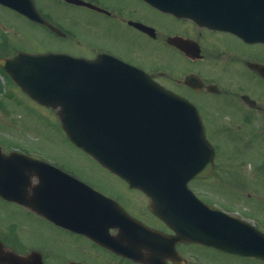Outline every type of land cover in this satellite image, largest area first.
Instances as JSON below:
<instances>
[{
    "label": "flooded vegetation",
    "instance_id": "af4514ba",
    "mask_svg": "<svg viewBox=\"0 0 264 264\" xmlns=\"http://www.w3.org/2000/svg\"><path fill=\"white\" fill-rule=\"evenodd\" d=\"M59 1H62L67 6L76 8L73 12L71 11L72 13L84 9V14H86V25H84V29L86 35H88L86 38H83L80 32L77 31L76 28H80L76 21L68 23H72L71 25L76 26V28L74 26L67 28L69 26L66 27L62 23V20L60 21L54 18L50 13H45L40 8L37 0H35V3L43 17L61 29V34L53 32L39 22L24 17L23 14H18L11 9H5L15 17H18L22 23L25 22L37 29L44 30L58 41L68 38L77 40V44H71L68 40H63L62 42L68 43L70 47L62 46L56 50L86 58H95L100 53H108L134 66L149 71L155 80L183 95L197 106L204 121L207 136H213L214 138L226 136L233 140V137L241 138L244 141L245 148H258L261 158L264 157V97H259V94L254 92L255 90L251 92L240 83L241 79H248L255 89L257 87L261 89L260 85L264 86V45L248 43L228 31L195 24L187 19L173 17L172 15L157 10L143 0H84L87 3L84 6L68 3L63 0ZM160 26L163 28H160ZM111 28L114 29L111 30ZM112 33H117V35H113ZM103 35L104 37L107 36L105 37L107 39L105 43L100 41ZM134 36L143 39L150 46L147 47L144 43L143 47L138 49L142 52L140 58L143 61L145 60V54L153 57V52L156 51L154 48L158 44L161 47L159 51H166L169 48L177 54L182 55L194 66L205 65L209 60L219 62L221 66L217 68L224 69V72L218 74V71L215 69V72L211 73L205 68L196 69L191 67L192 69H187L182 73L184 74L182 78H173L174 83L166 82V78L169 75L163 67L151 65L152 67L148 69V67L139 64L138 60L133 58L135 55L130 56L125 51L130 45L137 47L133 42L135 41ZM78 37H81V40ZM124 37H128L125 40L127 47H123V50H120L116 42L120 41L123 44ZM172 37H178L188 41L184 45L186 51L179 49L169 42ZM11 50H14V52H8L5 56H12L16 51L23 50V47L21 46ZM253 50L257 51L254 52ZM190 74H193L196 78H192L188 82L186 79ZM229 81L233 82V84L231 83L232 86L229 85ZM203 100H207L209 104L213 100L212 109H209V106L204 107ZM240 114L243 116V121L237 118ZM213 143L215 145L217 142ZM216 148L223 147L218 144ZM224 148L233 147L224 146ZM234 148H239V145ZM225 162L220 161V153L217 150L214 174L207 179L192 181L191 187L199 198L205 202L228 214L245 218L253 222L257 228L264 231V161L255 164L257 165L256 167H253L252 164L254 163L251 162L250 172L248 171L253 175L254 172L258 173V177L251 178L259 186V191L256 195L248 196L246 199V201H252V204L242 200L237 201L238 198L232 199L229 197L232 193L225 196V190L218 193L219 185L216 187L218 199L211 201L209 200L211 191H206L209 193L206 194V192L200 191L199 188L193 187L194 183H198V186H202L205 183H212L214 185L219 167L221 168L222 163ZM230 163L227 161V164ZM224 179L223 185L226 188L228 186L232 189L229 179ZM215 186L216 183L213 188ZM128 193L129 197H124L127 202H123V198L119 194L108 192L133 217L149 226L166 233H171L170 229L149 211L148 205L150 199L145 194L131 191H128ZM6 203L10 208L0 209V239L7 248L17 253L23 255L33 253L36 261L40 259L41 264V260L45 264H49L45 260L46 253L44 250L53 251L50 247L55 250L54 240L66 244L65 247L69 248L70 252L75 251V254L76 249L82 251L81 256L72 257L68 260V264H150L145 261H139L117 254L82 235L57 226L42 215L30 209L23 208V206L12 202ZM17 209H20L21 214H17ZM136 210L140 213L137 214ZM23 213L26 217L33 219L34 227L23 226V223H21V215L23 216ZM23 227L27 228L30 233H34L35 242L31 240L32 235L27 236L28 239H26L27 237H24L23 232L18 230ZM42 228H47L51 236H45ZM66 235L72 236L75 240L72 239L68 242L65 238L68 237ZM26 242H33L32 244L35 245L25 247L27 245ZM176 247L181 254L178 263L184 261V264H264V261L259 259L241 257L213 249L208 250V252L215 253L216 258L209 261L210 259L204 258L196 253V250L201 247L195 246L194 244L179 243ZM79 257H81L80 260L77 259ZM163 259L166 260V264H174L173 259L170 257H164Z\"/></svg>",
    "mask_w": 264,
    "mask_h": 264
},
{
    "label": "water",
    "instance_id": "95a60500",
    "mask_svg": "<svg viewBox=\"0 0 264 264\" xmlns=\"http://www.w3.org/2000/svg\"><path fill=\"white\" fill-rule=\"evenodd\" d=\"M164 1L184 9L185 3L196 4L199 0ZM254 1L256 0H235L231 9L238 14L239 10L242 12L245 7L255 3ZM218 2L219 0H206L204 3L209 5L210 9L217 10ZM251 9L253 8L248 7L245 13H249ZM189 15L197 17L198 13ZM238 31L245 38V34L249 35L245 26L238 28ZM0 62L28 95L45 106L58 109L63 129L75 144L100 157L99 159L107 163L112 170L138 187L149 193L153 190L164 193V185L168 180L164 181L165 175L160 170L170 155H174L175 162L174 165L166 166V169L174 170L176 173L171 177L179 179L182 167L176 161L181 153L180 146L190 145L192 137L189 131L182 132L174 123L186 121L185 112H190L191 109L185 101L155 85L146 74L104 57L85 62L65 55L20 54L14 59ZM163 105L176 108L172 118L163 116ZM159 106L162 111L157 109ZM152 145H176L178 149L144 148ZM11 158H6L0 153V193H8L9 197H14L19 202L27 201L37 208L39 199H23L26 190L23 181L19 180L20 174L8 175V164L3 163ZM186 168L191 170V166ZM205 169L207 166L189 172L184 181H188L196 173L198 176L205 175L204 172L200 173ZM21 170L23 174V167ZM128 170L133 173L127 174ZM181 216L182 220H170L178 233V239L206 243L224 241L219 231L217 234L215 230L217 224L214 219L206 217L205 221L204 217L195 212L183 213ZM223 224L218 223V226ZM227 224L232 232L227 229L220 231L232 235L224 238L228 241H241L243 245L236 244L226 249L246 251L245 253L259 251L258 248L252 247V234L244 223L231 220ZM133 233L139 236L137 231ZM138 247L143 248L141 245ZM261 251L264 255V247ZM149 261L152 264L158 262L153 258ZM0 262L28 264L1 250Z\"/></svg>",
    "mask_w": 264,
    "mask_h": 264
},
{
    "label": "rangeland",
    "instance_id": "374dc122",
    "mask_svg": "<svg viewBox=\"0 0 264 264\" xmlns=\"http://www.w3.org/2000/svg\"><path fill=\"white\" fill-rule=\"evenodd\" d=\"M37 1L40 8L45 13H50L54 18H57L60 21L62 20V23L66 27L69 26L67 28L73 27L74 25L71 24L76 21L80 29L76 28V26L74 27L78 32H80V35L83 38H86L88 36L86 35L84 29V25H86V14H84V9H80L81 11L77 10L76 13L78 14H76L72 13L74 10H76V8L67 6L62 1ZM69 22L72 23L68 24ZM161 23L163 24V22ZM2 26H6L8 28L6 34L7 37L9 39H15V42L12 41L13 44H10L13 47L22 46L23 48L31 51H44L48 48H56L62 46L70 47L68 43L62 42L63 40H68L71 44H77V40L71 38L58 41L54 37H51L44 30L37 29L25 22L22 23V21L14 15L0 10V27ZM160 28L163 27L160 26ZM112 29L114 28H111V30ZM112 34L117 35V33ZM105 37L103 35V37L100 38V41L102 43L106 42L107 39ZM109 37L111 36L109 35ZM78 38L81 40V37ZM127 38L128 37H124L123 44L120 43V41L116 42L117 47L120 50H123V47H127V43L125 41ZM134 40L135 41L133 42L137 47H134V45H130L131 47L129 46L125 51L130 56L135 55L133 58L137 59L139 64H143L148 67V69L152 67L151 65L163 67V69H165L167 71V74L169 75V77L166 78V82L168 81L174 83L173 78H182V76L184 75L182 73L187 69H192L191 67L196 69L205 68L211 73L215 72V69L218 71V74H222L224 72V69L217 68L218 66H221V63L219 62H212L211 60H209V62L205 65L194 66L191 65L190 62L182 55H180L179 53L177 54L175 51L170 50L169 48L166 51H159L161 47L158 44H156L154 48L156 51L153 52V57H150L148 54L144 55V61L146 62L145 63L140 58L142 52L138 49L142 48L144 43L146 45L147 43L143 39H140L136 36H134ZM147 47L150 46L147 45ZM253 51L256 52L257 50ZM122 54L125 55L124 53ZM3 76L4 74L0 73V103H2V105H0V144L5 149L21 148L22 150L25 149V151L32 152L33 154H37L34 151H38L46 154L51 159H57L59 160V163L66 169H71L77 172L79 175H83L99 183L105 190H108L111 193L119 194V196L123 198L124 202V197H129L126 185L123 182L121 183L117 181L116 179L107 177L108 175L105 176L106 173L104 171L100 170V168L95 164L98 167L97 168L87 157H85L84 154L75 149L76 147H74L68 141L66 134L62 129L57 113L50 108H46L37 104L26 94H24L21 89L17 85H15L8 77L5 76L4 78ZM231 83L233 84V82L229 81L230 86H232ZM240 83L248 88L251 92L255 90L254 92L258 93L259 97H264V86L260 85L261 89H259L258 87L257 89H255V87L248 81V79H241ZM203 102L204 107L209 106V109H212L213 100L210 102L211 104H209L207 100H203ZM237 118L243 121L242 114H240V116H238ZM215 141L223 147L221 148L222 156H220V161H226L225 163H222L221 168L219 167L217 176L214 180L216 186L215 188H213L215 183L214 185L212 183H205L202 186H198V183H194L193 187L199 188L200 191L204 192L211 191V197H209V200L211 201L218 199L216 195V187L219 185L217 190L218 193H220L222 190H225V196H227L229 193H232L229 195V197H231L232 199L238 198L237 201L242 200L244 202H249L252 204V201H246V199L248 196L251 197L252 195H256L259 191V186L256 184L254 179L251 178L258 177V173L254 172L253 175L249 173V170L252 163H254L252 164L253 167H256L257 165L255 164L263 161V158L259 159L258 157L259 149L245 148L243 139L237 137H235L233 141L226 136L215 137ZM237 145H239V148H234ZM224 146H231L233 148H224ZM227 161L231 163L227 164ZM84 163L86 164V166L83 165ZM90 166L95 167L96 169H88ZM83 168L91 170L95 174H88V176L84 172ZM224 178L229 179L232 189L228 186L226 188L223 185L225 180ZM206 194L209 193L206 192ZM131 195L133 196V194ZM0 209H4L3 204L0 205ZM19 210L20 209H17V214H21ZM136 212L137 214L140 213L138 210H136ZM21 219V223H23V226H35L33 219L26 217L24 213L23 216L21 215ZM18 230L23 232L24 237H29L32 235L31 240H33L34 242L36 241L34 238V233H30L27 228L23 227L19 228ZM42 230L45 236H51L47 228H42ZM18 235L20 234L18 233ZM66 236H68L65 237L68 242L74 239L72 236ZM28 237L26 239H28ZM26 243L27 245H25V247L29 245H35L32 244L33 242ZM54 244L56 251L52 247H50V249H52L53 251L44 250L46 253L45 260L49 264H68V260H70L72 257L75 258L82 255V251H79L78 249H76V254L75 251L70 252L69 248L65 247L66 244H63L60 241L54 240ZM196 252L204 258L206 257L210 259L209 261L216 258V254L212 252H207L204 250H196ZM77 259L80 260L81 257Z\"/></svg>",
    "mask_w": 264,
    "mask_h": 264
}]
</instances>
